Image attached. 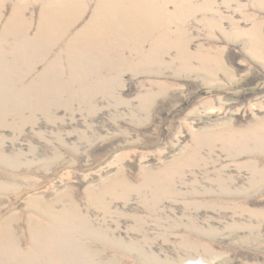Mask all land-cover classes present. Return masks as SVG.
<instances>
[{
    "label": "rangeland",
    "instance_id": "1",
    "mask_svg": "<svg viewBox=\"0 0 264 264\" xmlns=\"http://www.w3.org/2000/svg\"><path fill=\"white\" fill-rule=\"evenodd\" d=\"M0 264H264V0H0Z\"/></svg>",
    "mask_w": 264,
    "mask_h": 264
}]
</instances>
